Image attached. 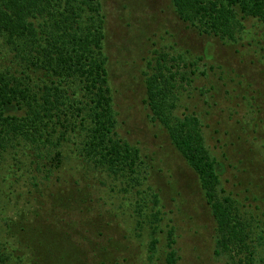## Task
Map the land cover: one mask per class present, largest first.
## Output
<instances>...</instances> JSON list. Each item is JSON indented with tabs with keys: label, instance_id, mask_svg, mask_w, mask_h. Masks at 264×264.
I'll use <instances>...</instances> for the list:
<instances>
[{
	"label": "rangeland",
	"instance_id": "rangeland-1",
	"mask_svg": "<svg viewBox=\"0 0 264 264\" xmlns=\"http://www.w3.org/2000/svg\"><path fill=\"white\" fill-rule=\"evenodd\" d=\"M102 3L106 13L105 51L117 120L115 131L139 148L138 175L143 176L144 183L132 187L93 166H80L76 159L79 157L66 151L53 157L51 166L46 165L48 160L35 159L34 152L38 150L33 146L28 151L24 143H16L0 160V241L11 253L10 264H35L28 262V253H24L21 244L28 226L39 221L43 225L49 222L53 228L52 222L63 219L62 229H69L67 223H74L75 219L93 222L96 215L101 217H96L91 225L101 235L95 240H112L121 246L112 250L111 260L123 259V264H166L165 236L172 228L177 264H231L228 254L214 251L216 223L199 189L196 173L170 143L164 126L151 119L144 102V77L149 72L148 62L159 51L169 57L180 55L187 62L202 58L196 67H186L189 73L194 68L197 71L190 74V83L178 87L174 113L199 119L206 147L223 164L219 188L243 197L247 187L264 185V34L253 29L258 33L255 40L249 38L251 43L242 39L229 46L212 35L199 33L197 27L186 26L170 0ZM13 58L14 51L0 39V70L8 67ZM86 191L94 196L90 209L87 205L88 212L82 208L79 215L76 211L67 213L75 204H67V197L75 199V194ZM154 208L160 210L162 220L154 235L158 242L150 258L148 220ZM137 219L143 221L142 228H137ZM262 242L256 247L264 264L263 239ZM54 249L50 258L53 260L59 259L60 252L63 258H82L80 248L70 247L64 253Z\"/></svg>",
	"mask_w": 264,
	"mask_h": 264
},
{
	"label": "trees",
	"instance_id": "trees-1",
	"mask_svg": "<svg viewBox=\"0 0 264 264\" xmlns=\"http://www.w3.org/2000/svg\"><path fill=\"white\" fill-rule=\"evenodd\" d=\"M170 1L186 26L197 27L199 33L212 35L222 44L231 46L251 37L255 40L256 28L264 34V0ZM105 38L102 0H0V39L14 51L11 64L0 70V160L8 148L21 141L28 151L32 146L37 149L35 159L48 160L46 165L66 151L79 157L80 166H93L132 187L144 183L143 176L138 175L139 148L115 131ZM200 59L187 62L180 55L169 57L168 53L157 52L145 73L144 102L151 119L164 126L170 143L198 177L199 189L216 223L215 253L228 254L231 264H261L256 246L264 240V185L247 187L243 197L219 188L223 164L206 147L199 119L174 113L178 87L190 83V74L197 71L194 68L189 73L186 67H196ZM154 198L157 205V195ZM93 199L90 191L75 194V199L67 197V204H75L66 212L79 215L82 208L87 211ZM51 208L53 204L49 205L53 211ZM149 216L151 258L162 216L157 208ZM91 220L75 219L67 223L69 229H62L63 219L52 222L53 228L49 222L43 225L38 221L25 232L22 229L21 244L28 262L125 263L123 259L111 260L114 256L110 253L120 249L119 243L95 240L101 233L95 231ZM142 222L136 220L137 228H142ZM165 239V263L177 264L172 228ZM70 247L80 248L82 258H63L60 252L59 259H50L54 248L64 253ZM10 256L6 244L0 241V264H10Z\"/></svg>",
	"mask_w": 264,
	"mask_h": 264
}]
</instances>
